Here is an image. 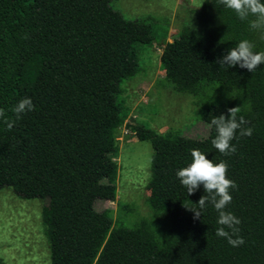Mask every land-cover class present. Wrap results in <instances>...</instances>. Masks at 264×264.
I'll use <instances>...</instances> for the list:
<instances>
[{
    "label": "trees",
    "instance_id": "obj_1",
    "mask_svg": "<svg viewBox=\"0 0 264 264\" xmlns=\"http://www.w3.org/2000/svg\"><path fill=\"white\" fill-rule=\"evenodd\" d=\"M112 1L0 0V108L15 119L12 108L21 99L35 105L11 130L0 120V190L45 201L50 264H264V65L252 73L216 63L244 39L264 51V33L218 0H204L190 13L195 27L161 43L160 62L175 89L207 81L244 91L247 107L238 117L250 122L252 136L234 140L237 152L229 157L213 147L216 131L209 125L214 116L229 115L233 106L225 101L201 113L208 127L203 139L128 124L153 150L148 202L169 221L168 236L160 242L144 221L115 227L108 209L96 210L97 201L116 192L115 131L127 118L118 100L121 82L136 70L134 45L156 39L152 27L124 18ZM193 149L228 163L238 190L226 210L242 221L244 245L216 236L211 204L201 220L193 219L189 209L207 194L201 186L188 196L176 176Z\"/></svg>",
    "mask_w": 264,
    "mask_h": 264
},
{
    "label": "rangeland",
    "instance_id": "obj_2",
    "mask_svg": "<svg viewBox=\"0 0 264 264\" xmlns=\"http://www.w3.org/2000/svg\"><path fill=\"white\" fill-rule=\"evenodd\" d=\"M204 0H113L110 6L126 19L152 27L156 39L134 45L136 70L120 85L119 102L127 110L126 120L116 129L117 152L115 195L95 204L108 209L115 227H136L146 222L155 237L164 242L169 221L149 205V142L140 141L127 125L142 124L167 137L206 138L208 127L201 113L210 105L225 101L233 107H247L246 93L237 87L199 81L192 90L175 89L160 62L163 42L175 40L184 26L195 27L191 12ZM165 37L163 38V36ZM42 199H23L11 188L0 190L1 264H50L49 244L44 234Z\"/></svg>",
    "mask_w": 264,
    "mask_h": 264
},
{
    "label": "clouds",
    "instance_id": "obj_3",
    "mask_svg": "<svg viewBox=\"0 0 264 264\" xmlns=\"http://www.w3.org/2000/svg\"><path fill=\"white\" fill-rule=\"evenodd\" d=\"M219 4L235 12L240 21H247L249 28L253 31L264 33V2L262 0H218ZM27 38V37H25ZM264 39V35L261 37ZM255 44L247 39L242 40L236 47L227 51L216 63L220 68L228 70L239 66L254 73L257 68L264 65V51L255 52ZM35 111V105L30 97L21 99L13 108L15 119H9L3 108H0V120L11 130L15 122L22 118V115ZM241 107L227 109L228 116L221 114L211 119L209 127L215 128L216 135L211 143L213 147L223 156L229 157L237 152L233 141L239 142L240 138L251 137L254 129L244 116L238 113ZM191 163L176 172L180 183L187 189L188 196L194 195L203 186L207 195L202 196L196 205L189 209L193 212L194 220H201L203 211L208 205L218 213L217 223L219 227L215 230L217 237L225 238L229 245L239 247L245 244L240 236V225L242 221L232 212L227 211L233 197L232 190H238V185L228 178L229 165L222 160L214 163L207 155L199 149L191 150Z\"/></svg>",
    "mask_w": 264,
    "mask_h": 264
}]
</instances>
